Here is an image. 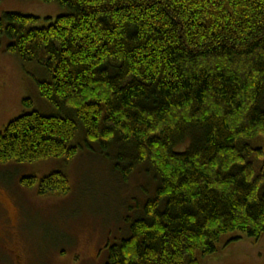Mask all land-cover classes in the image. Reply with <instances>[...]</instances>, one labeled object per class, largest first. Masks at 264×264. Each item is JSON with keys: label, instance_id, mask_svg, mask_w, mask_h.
<instances>
[{"label": "trees", "instance_id": "16d2710c", "mask_svg": "<svg viewBox=\"0 0 264 264\" xmlns=\"http://www.w3.org/2000/svg\"><path fill=\"white\" fill-rule=\"evenodd\" d=\"M41 1L65 12L6 11L0 39L46 70L54 112L10 121L0 163L69 161L83 135L116 147L125 178L147 164L154 195L106 264H200L225 234L264 236V0ZM31 179L69 190L60 171Z\"/></svg>", "mask_w": 264, "mask_h": 264}, {"label": "rangeland", "instance_id": "374dc122", "mask_svg": "<svg viewBox=\"0 0 264 264\" xmlns=\"http://www.w3.org/2000/svg\"><path fill=\"white\" fill-rule=\"evenodd\" d=\"M6 11L37 16L39 26H45L65 9L57 2L1 0L0 17ZM8 43L7 38L0 39V132L25 112H54L38 90V82L48 78L46 70L35 62H21L7 52ZM27 98L32 104H25ZM77 140L79 152L69 161L0 163L1 199L15 218L19 217L16 210L21 212L14 240L21 264H106L110 247L130 234L129 217L139 215L154 195L156 182L147 164L125 178L115 167L114 145L106 149L97 142L87 143L83 135ZM54 171L67 176L69 190L40 195L39 183L31 178L41 179ZM22 177H31V187L18 185ZM198 258L200 264H264V236L255 240L240 231L231 232L221 237L214 252L198 253Z\"/></svg>", "mask_w": 264, "mask_h": 264}, {"label": "flooded vegetation", "instance_id": "af4514ba", "mask_svg": "<svg viewBox=\"0 0 264 264\" xmlns=\"http://www.w3.org/2000/svg\"><path fill=\"white\" fill-rule=\"evenodd\" d=\"M23 179H18V185H24ZM21 185V186H22ZM0 193V257L7 259L5 264H21L22 256L19 252L18 246L14 245V240L16 236L15 222L21 218V212L19 209L16 213H19V217H14V211L8 208L1 199ZM18 226V225H17ZM7 257L11 259L8 260ZM0 263H3L0 259ZM4 264V263H3Z\"/></svg>", "mask_w": 264, "mask_h": 264}]
</instances>
